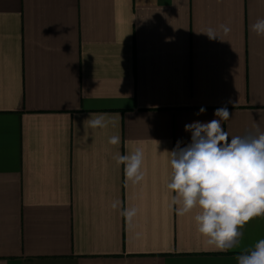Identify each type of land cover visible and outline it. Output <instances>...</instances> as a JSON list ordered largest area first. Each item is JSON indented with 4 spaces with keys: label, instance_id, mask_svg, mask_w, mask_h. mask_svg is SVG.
<instances>
[{
    "label": "crops",
    "instance_id": "0c3cea01",
    "mask_svg": "<svg viewBox=\"0 0 264 264\" xmlns=\"http://www.w3.org/2000/svg\"><path fill=\"white\" fill-rule=\"evenodd\" d=\"M258 18L264 0H0V264H237L204 245L198 209L169 207L168 152L222 106L230 136L264 132ZM100 113L118 125L84 124ZM137 147L133 183L115 157ZM239 230L253 246L264 216Z\"/></svg>",
    "mask_w": 264,
    "mask_h": 264
},
{
    "label": "clouds",
    "instance_id": "9594fccd",
    "mask_svg": "<svg viewBox=\"0 0 264 264\" xmlns=\"http://www.w3.org/2000/svg\"><path fill=\"white\" fill-rule=\"evenodd\" d=\"M225 35L231 29L219 25ZM249 31L264 37V18L249 25ZM209 39L219 38L213 28L204 32ZM206 112L201 107L196 115ZM208 122L194 121L184 130L191 133V143L180 147V142L170 152V179L167 189L171 194L169 207L176 215L185 216L198 209L194 216L196 230L203 243L219 252L235 251L237 264H264V239L253 246L242 247V229L250 220L264 216V132L257 127L255 135L230 134L222 121L231 114L226 106L214 111ZM84 124L93 130L116 127L118 120L104 113L91 115ZM108 143L120 144L118 135L110 136ZM167 152V151H166ZM117 165H124L127 179L139 183L144 179L142 165L144 151L134 150L115 157ZM117 203L112 207L117 208ZM138 213L135 207L121 212L129 222Z\"/></svg>",
    "mask_w": 264,
    "mask_h": 264
}]
</instances>
